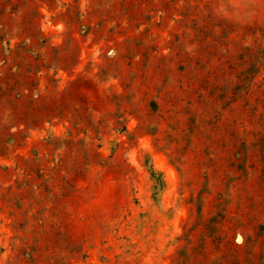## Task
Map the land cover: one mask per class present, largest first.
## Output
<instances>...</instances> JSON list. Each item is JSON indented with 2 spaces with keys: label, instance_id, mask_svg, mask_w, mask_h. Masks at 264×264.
Segmentation results:
<instances>
[{
  "label": "rangeland",
  "instance_id": "1",
  "mask_svg": "<svg viewBox=\"0 0 264 264\" xmlns=\"http://www.w3.org/2000/svg\"><path fill=\"white\" fill-rule=\"evenodd\" d=\"M0 264H264V0H0Z\"/></svg>",
  "mask_w": 264,
  "mask_h": 264
}]
</instances>
